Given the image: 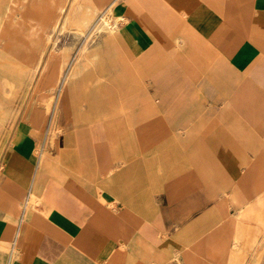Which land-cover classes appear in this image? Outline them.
Returning <instances> with one entry per match:
<instances>
[{
	"label": "crops",
	"instance_id": "crops-1",
	"mask_svg": "<svg viewBox=\"0 0 264 264\" xmlns=\"http://www.w3.org/2000/svg\"><path fill=\"white\" fill-rule=\"evenodd\" d=\"M164 1L167 8L151 11L140 0L120 1L127 21L117 32L136 40L114 46L117 33L102 32L88 48L82 101L73 97L63 111L52 150L47 137L41 143L42 160L36 164L26 136L0 145V264H186L182 236L208 242V227L217 241L227 238L226 249L216 259L192 257L228 264L230 243L244 232L228 206L236 210L237 202L244 218L263 219L264 107L252 104L242 112L248 121L236 122V106L214 114L189 106L174 87L162 114L145 83L159 91L179 68L205 77L194 98H264V0ZM246 152L247 180L236 186V157L247 162ZM165 210L183 213L163 219ZM146 226L160 228L157 243Z\"/></svg>",
	"mask_w": 264,
	"mask_h": 264
},
{
	"label": "rangeland",
	"instance_id": "rangeland-1",
	"mask_svg": "<svg viewBox=\"0 0 264 264\" xmlns=\"http://www.w3.org/2000/svg\"><path fill=\"white\" fill-rule=\"evenodd\" d=\"M31 1L0 0V145L3 143V146H6L11 142L14 144L20 136L30 138L37 164L41 157V143L45 142L46 137V147L52 150L53 144L48 138L52 132L55 136L60 132L58 122L65 120L63 111L72 106V98L82 101L84 77L79 74L88 69L83 66L85 54L88 48L92 49L93 44L98 41V34L94 35L95 26L100 18L109 12L108 5L117 0H109L102 8L91 0H58L60 9L53 15ZM118 9L119 5L116 6L115 13ZM134 40L136 39L127 35L125 44ZM62 61L64 64L58 69V64ZM177 70L175 78H167V81L160 83L159 91H154V83H145L146 93L160 106L162 114L166 112V106L170 102L169 89L174 87L182 89L187 96L183 100L189 106L203 104V108H210V112L214 114H217L214 109L220 112L224 108L236 106V122L248 121V115L242 112L248 113L252 104L264 107V98L237 97L233 100L212 97L213 94H210V97L194 98L193 96L200 94L196 92L207 84L205 77H186L181 69ZM70 74L76 76L71 77ZM82 105L88 111L86 100ZM239 111L241 115L238 114ZM260 121L264 122V116ZM32 130L38 134H33ZM2 152L0 146V158ZM249 158L247 152L241 156V159L247 162H241L239 157H236V186L239 182L247 180ZM32 176L33 169L26 171L28 188ZM237 190L236 188V194L241 197ZM248 198L247 195L246 199ZM233 208L228 206L230 215L239 222V228L244 232L239 236V248L231 252L226 261L228 264H264V241H261L264 231H257L264 230V217L261 220L258 217L251 219L250 216L244 218L241 213L244 209L237 202L236 210ZM24 210H20L21 215ZM182 213L180 210H165L161 217L176 219ZM166 229L173 237L176 228ZM159 232V227L144 228V234L152 243L158 242ZM196 239L193 248L188 249L189 252L191 250L190 254L205 255V242L201 238ZM129 244L130 242L127 245ZM163 246L164 244L161 247ZM192 256L191 259L195 260L196 264H203L200 259ZM170 263L180 264L177 259Z\"/></svg>",
	"mask_w": 264,
	"mask_h": 264
},
{
	"label": "bare ground",
	"instance_id": "bare-ground-1",
	"mask_svg": "<svg viewBox=\"0 0 264 264\" xmlns=\"http://www.w3.org/2000/svg\"><path fill=\"white\" fill-rule=\"evenodd\" d=\"M109 0H102V1H98V0H91V2L93 4H96L99 8H102L104 6L105 3H107ZM121 0H118V2H114L112 3V5H108L109 7V12L105 13L99 20L98 24L95 26L94 29V35L98 34L99 37H101V33L102 32H115L117 33L114 41H113V45L114 46H122L123 44H125V40L127 35L124 34L125 30L123 29V33L122 35H120L117 30L120 29V26L123 25L127 19L125 16H123L120 12H116L115 13V8L116 6L119 5ZM144 3V5L146 6V8L148 9V11L152 10L151 8H153V6H160V9L162 8H167V6H169L168 1H164V0H140ZM31 2H33L34 5H36L39 8L45 9V11L47 13H49L50 15L56 14L59 12L60 6H59V2L58 0H32ZM112 2V1H111ZM174 2V1H173ZM22 5V4H21ZM78 9V8H77ZM174 9V8H173ZM63 11V10H62ZM10 13V12H9ZM8 13V14H9ZM131 14V13H130ZM134 17V16H133ZM67 18V17H66ZM77 19V18H76ZM66 20V19H65ZM131 20V19H130ZM17 21V20H16ZM145 23L148 26V28H151L150 26L152 25V21L150 19H145ZM168 23V22H167ZM175 28H178L177 26ZM161 29V28H160ZM159 28L155 29L154 31L157 33V35L162 39V40H166L169 41L167 39L166 36L163 35V33L160 31ZM174 29V28H173ZM38 30V29H37ZM172 30V29H171ZM178 31V30H177ZM79 33V32H78ZM126 33V32H125ZM51 37V36H50ZM130 39V38H129ZM104 40V39H103ZM112 42H110L111 44ZM181 43V42H180ZM93 59L97 57V54L92 56ZM95 60V59H94ZM61 64V65H60ZM63 61L61 63L58 64V69H60V67L63 65ZM80 64V63H79ZM92 64H94V61L92 62ZM53 74V73H52ZM71 75V74H70ZM110 75V74H109ZM108 75V76H109ZM68 76V75H67ZM67 80V77H65ZM64 78V79H65ZM59 111V110H58ZM57 112V111H56ZM58 115V114H57ZM56 121V120H55ZM49 134V132H48ZM47 134V135H48ZM54 132H52V134L49 136V140L51 142V140L53 139L54 136ZM247 139V138H246ZM41 153V148H40V152ZM44 157V156H43ZM43 157H40L39 160H42ZM43 161H41L40 165L38 166V173L40 171V169L43 166ZM37 173V174H38ZM216 181V180H215ZM217 184V183H216ZM220 188V187H219ZM32 193L34 194V188L32 190ZM50 193H48L49 196ZM47 197V195H45ZM244 197V195H243ZM246 198V196H245ZM246 202V200H245ZM23 217H19V220H22ZM8 221V220H7ZM209 230V240L208 242H205V255L210 256L213 259H216L218 256H220L224 250L226 249L228 240L227 238L222 239L221 241H217L216 240V231H213V229L211 227L207 228ZM20 231L23 233L25 232L24 229H20ZM156 237V236H155ZM196 238H193L190 240V236L189 235H184L182 236V241L180 242V247H181V252L183 255V262H185L186 264H196L195 260L191 259V250L189 252V248H191L194 245ZM200 239V237H198L196 240ZM166 242V241H165ZM170 244L168 243H164L163 249H167L169 247ZM129 246V245H128ZM240 244H239V238L236 237L234 238L231 243H230V249L231 251H236L239 248ZM162 248V247H161ZM193 248V247H192ZM22 249V248H21ZM147 250V249H146ZM150 251V250H149ZM148 255V253H147ZM154 255V254H153ZM163 256V255H162ZM153 257V256H152ZM161 258V257H160ZM153 259V258H152ZM165 261V258H163ZM141 261V260H140ZM143 261V259H142ZM162 261V260H161ZM147 262V260H146ZM179 262L181 263V260L179 259Z\"/></svg>",
	"mask_w": 264,
	"mask_h": 264
}]
</instances>
